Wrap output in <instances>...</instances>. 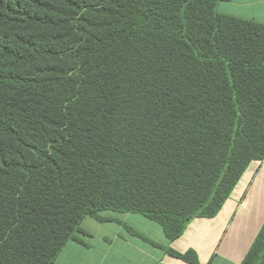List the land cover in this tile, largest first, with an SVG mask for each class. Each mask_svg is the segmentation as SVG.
<instances>
[{
	"label": "trees",
	"instance_id": "1",
	"mask_svg": "<svg viewBox=\"0 0 264 264\" xmlns=\"http://www.w3.org/2000/svg\"><path fill=\"white\" fill-rule=\"evenodd\" d=\"M221 1L0 0V264H54L104 212L172 241L264 159V25Z\"/></svg>",
	"mask_w": 264,
	"mask_h": 264
},
{
	"label": "crops",
	"instance_id": "2",
	"mask_svg": "<svg viewBox=\"0 0 264 264\" xmlns=\"http://www.w3.org/2000/svg\"><path fill=\"white\" fill-rule=\"evenodd\" d=\"M219 14L264 25V0H228ZM111 221L85 218L54 264H191L172 256L192 252L196 264H241L264 223V159L252 161L212 218H194L169 241L162 228L144 216L104 212ZM126 227L137 234L127 231Z\"/></svg>",
	"mask_w": 264,
	"mask_h": 264
}]
</instances>
